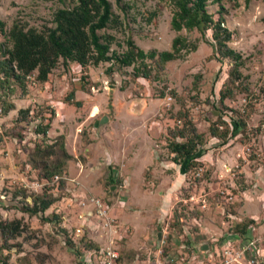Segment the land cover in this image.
I'll return each instance as SVG.
<instances>
[{"label": "rangeland", "instance_id": "obj_1", "mask_svg": "<svg viewBox=\"0 0 264 264\" xmlns=\"http://www.w3.org/2000/svg\"><path fill=\"white\" fill-rule=\"evenodd\" d=\"M110 2L117 22L99 34L115 37L112 53L123 55L128 41L146 53L171 51L177 36L198 49L163 67L158 58L147 59L150 79L136 77L134 67L122 68L117 61L87 68L76 63L65 68L61 62L45 83L36 79L37 72L28 77L26 94L17 84L0 89V258L8 257L10 264H97L100 251L88 244L102 250L113 242L124 264H152L159 232L165 246L184 252L197 243L227 239L238 223L253 220L247 238L258 241V264H264V0H208V12L215 21L222 12L232 32L230 48L243 57L237 82L229 81L233 62L219 55L212 30L204 36L171 29L173 0ZM78 3L0 0L6 32L0 43L12 48L8 34L16 23L55 27V13ZM9 104L16 109L5 115ZM28 109L24 118L21 112ZM103 116L109 117L105 125ZM189 122L202 137L191 171L176 164L169 151L170 143L184 141L178 132ZM48 125L46 134L38 131ZM212 126L226 138L214 137ZM61 140L71 160L68 173L55 182L57 176L43 177V162L60 155L44 158L37 148ZM221 192L232 193L235 201ZM43 195L56 199L46 213L25 212ZM205 195L211 201L206 210L186 203ZM92 199L104 204L112 229L84 225L81 216L95 210ZM14 221L26 232L8 240L1 227ZM191 248L188 260L198 257Z\"/></svg>", "mask_w": 264, "mask_h": 264}, {"label": "trees", "instance_id": "obj_2", "mask_svg": "<svg viewBox=\"0 0 264 264\" xmlns=\"http://www.w3.org/2000/svg\"><path fill=\"white\" fill-rule=\"evenodd\" d=\"M116 1L120 3L122 0ZM173 2L176 11L172 17L171 29L175 33H181L183 30L187 32L198 30L204 36L212 30L219 55L233 62L229 81L240 80L242 77L240 68L244 65L243 57L229 46L232 41V32L225 26L222 12H220L218 21H215L213 15L208 12V0H173ZM53 22L55 27L45 26L41 30L28 28L20 23L13 26L8 34L12 48H9L5 43H0V89H11L13 84H17L21 86L23 94H26L28 77L37 72L36 79L40 83H45L61 62L65 68H68L72 63L87 68L90 65L98 67L102 63L117 61L122 68L134 67L136 77L150 79L152 71L145 63L147 59L156 61L158 58L159 65L163 67L169 62L182 59L184 53L196 52L198 49L196 45H191L187 38L177 36L173 41L171 51L157 52L153 50L146 53L138 48L133 41H128L127 52L121 56L112 53L111 47L115 42V37L99 34L100 31L106 30L110 24L117 22L110 0H79L78 5L72 9H59L54 15ZM5 33V23L0 20V34ZM139 62L141 63L137 65ZM230 94L231 92L229 94L222 93L221 101H225ZM74 97L75 94L72 92L67 101L70 103ZM77 105L80 107L81 103H77ZM15 109L14 104H9L2 111L8 115ZM29 113V109L21 112L24 118L28 117ZM222 124L226 125L224 121ZM241 125L245 126L243 122ZM49 128V125L47 127L39 126L38 131L46 134ZM211 131L214 137L226 138L227 136L222 135L219 129L213 126ZM178 135L184 141L177 140L170 143L169 151L174 155L173 161L176 164H185L186 170L191 171L198 165L197 151L202 143V137L191 122L186 124L178 132ZM57 154L60 155V158L52 160L51 164L46 160L43 162L45 167L43 177L45 179L51 180L56 176L63 177L67 174L71 156L67 153L62 140L48 149L37 148V155L45 156L44 158H47L48 155L56 157ZM61 183L66 184L64 180ZM55 201L56 199L52 196L43 195L32 208H26L25 212L31 216L44 214ZM47 219L45 221H49V218ZM253 224H255L253 220L245 221L242 224L238 223L234 226L233 232L237 235H245ZM2 226L1 232L5 237L7 236L8 240L26 232V226H23L20 221ZM174 227L182 230L178 224H174ZM88 247L91 250H101L100 247L93 244H88ZM170 252V245H167L166 255ZM146 258L145 254L144 259ZM124 261L125 258L120 253L118 264H124ZM0 264H10L9 258H0Z\"/></svg>", "mask_w": 264, "mask_h": 264}, {"label": "built area", "instance_id": "obj_3", "mask_svg": "<svg viewBox=\"0 0 264 264\" xmlns=\"http://www.w3.org/2000/svg\"><path fill=\"white\" fill-rule=\"evenodd\" d=\"M60 178L57 176L55 178V182H58ZM228 193V191H226ZM224 195V198L227 199L228 202L235 201L236 197L231 194H226L225 192H221ZM189 201L196 202L200 209L206 210L209 207L211 201L207 196H201L196 199L194 197ZM94 211H91V214L84 213L81 218L84 220V225L87 222H94L99 227H103L104 229H112L113 220L109 218L108 211L105 208L104 204L100 200H91ZM87 221V222H85ZM83 231L82 228L76 229V235L79 237ZM167 234V231L165 232ZM226 239L227 241L221 246L217 245L216 247H211L210 251L206 254H202L199 251H192V254H197L198 257H191L189 260L187 259L186 254L180 253H169L166 255L165 248L167 242H165V234L163 232V240L162 245L157 252L156 261L152 264H258L259 252L257 251L256 240H249L248 238L241 241L237 240L238 238ZM96 254V253H95ZM120 259V252L113 247V242L108 245L106 248L100 250L98 254L95 255V263L102 262L101 264H118V260ZM193 260V261H192Z\"/></svg>", "mask_w": 264, "mask_h": 264}, {"label": "crops", "instance_id": "obj_4", "mask_svg": "<svg viewBox=\"0 0 264 264\" xmlns=\"http://www.w3.org/2000/svg\"><path fill=\"white\" fill-rule=\"evenodd\" d=\"M181 186V184L180 185H175V187H180ZM161 193H163V192H161ZM169 193L167 192V195H168ZM264 202V200H262V203ZM261 206H262V204H261ZM263 208V207H262ZM89 223H91V222H89ZM97 227H99L98 225H96ZM100 228H102V227H100ZM103 229V228H102ZM249 232H251V230L249 231V229H248V232L245 234V235H237V234H234V232H233V230H231V233H229L228 234V237H227V239L229 238V239H232V240H234L233 238H238L237 240H241V241H243V240H245V239H247V236L249 235ZM252 232H253V230H252ZM225 238H221L220 239V241H212V244H210V247H214V246H217V244H220L221 246L227 241L226 239L224 240ZM243 239V240H242ZM198 244V243H197ZM197 244H194V246H190V247H188L184 252H182V251H180L181 253H183V254H186V251L189 249V248H191V247H194V248H191V253H193L192 251H198V249L196 248V246H197ZM178 246V242H177V244H176V247ZM184 247H187V244H184L183 245ZM180 247H181V245H180ZM156 248H157V245H156ZM173 248H174V246L173 247H171L170 249H171V252L170 253H172V252H174V253H176V254H180V252H175V251H173ZM168 255V254H167Z\"/></svg>", "mask_w": 264, "mask_h": 264}, {"label": "water", "instance_id": "obj_5", "mask_svg": "<svg viewBox=\"0 0 264 264\" xmlns=\"http://www.w3.org/2000/svg\"><path fill=\"white\" fill-rule=\"evenodd\" d=\"M109 122V117L108 116H103V118L100 121L101 125H105ZM158 237V241H157V248L159 249L162 245V240H163V232H159L157 234ZM196 248L198 249V251L202 254H206L210 251L211 247H210V243L209 242H201L198 243Z\"/></svg>", "mask_w": 264, "mask_h": 264}]
</instances>
